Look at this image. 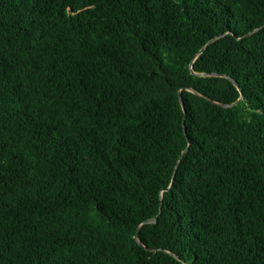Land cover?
Returning <instances> with one entry per match:
<instances>
[{"label": "trees", "instance_id": "obj_1", "mask_svg": "<svg viewBox=\"0 0 264 264\" xmlns=\"http://www.w3.org/2000/svg\"><path fill=\"white\" fill-rule=\"evenodd\" d=\"M0 264H264V0H0Z\"/></svg>", "mask_w": 264, "mask_h": 264}, {"label": "water", "instance_id": "obj_2", "mask_svg": "<svg viewBox=\"0 0 264 264\" xmlns=\"http://www.w3.org/2000/svg\"><path fill=\"white\" fill-rule=\"evenodd\" d=\"M209 42H210V41H209ZM205 47H206V46H205ZM205 47H203L200 51H202ZM232 80H233V82L238 86L239 90H240L241 93H242L241 87L238 85V83H237L234 79H232ZM191 90H193V89H191ZM193 91H195V90H193ZM195 92H196V91H195ZM242 95H243V94H241V97H240L237 101H235L234 103H230V104L219 103V104L222 105V106H224V107L231 106V105L237 103L238 101H240V100L242 99ZM179 97H180V101H181V103H182V99H181V94H180V93H179ZM209 100H211V99H209ZM182 105H183V103H182ZM184 130H185V127H184ZM175 173H176V169H175V171H174V175H175ZM174 175H173V176H174ZM173 179H174V177H173ZM153 221H156V218H155V219L149 218V219H146L144 222H147V223H148V222H153ZM135 237L138 239V231H137Z\"/></svg>", "mask_w": 264, "mask_h": 264}]
</instances>
